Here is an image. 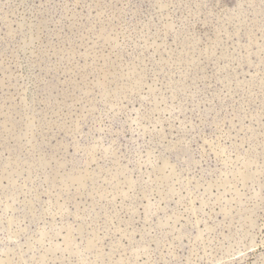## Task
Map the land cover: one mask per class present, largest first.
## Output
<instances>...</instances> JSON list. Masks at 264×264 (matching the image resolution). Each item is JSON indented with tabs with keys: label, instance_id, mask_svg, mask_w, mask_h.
<instances>
[{
	"label": "rangeland",
	"instance_id": "obj_1",
	"mask_svg": "<svg viewBox=\"0 0 264 264\" xmlns=\"http://www.w3.org/2000/svg\"><path fill=\"white\" fill-rule=\"evenodd\" d=\"M0 264H264V0H0Z\"/></svg>",
	"mask_w": 264,
	"mask_h": 264
}]
</instances>
